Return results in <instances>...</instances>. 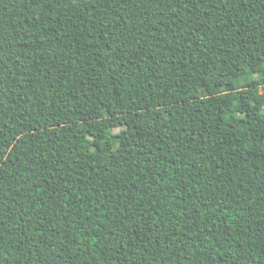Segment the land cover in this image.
Returning a JSON list of instances; mask_svg holds the SVG:
<instances>
[{
	"label": "trees",
	"instance_id": "obj_1",
	"mask_svg": "<svg viewBox=\"0 0 264 264\" xmlns=\"http://www.w3.org/2000/svg\"><path fill=\"white\" fill-rule=\"evenodd\" d=\"M0 264H264V0H0Z\"/></svg>",
	"mask_w": 264,
	"mask_h": 264
},
{
	"label": "rangeland",
	"instance_id": "obj_2",
	"mask_svg": "<svg viewBox=\"0 0 264 264\" xmlns=\"http://www.w3.org/2000/svg\"><path fill=\"white\" fill-rule=\"evenodd\" d=\"M120 131H121V128H116V129H114L113 132H114L115 134H117V133H119Z\"/></svg>",
	"mask_w": 264,
	"mask_h": 264
}]
</instances>
